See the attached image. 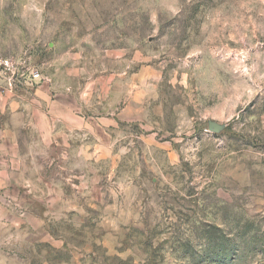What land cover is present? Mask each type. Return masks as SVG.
Masks as SVG:
<instances>
[{
  "label": "rangeland",
  "instance_id": "obj_1",
  "mask_svg": "<svg viewBox=\"0 0 264 264\" xmlns=\"http://www.w3.org/2000/svg\"><path fill=\"white\" fill-rule=\"evenodd\" d=\"M0 58V123L52 83L90 122L141 99V122L34 148L0 264H264V0H0Z\"/></svg>",
  "mask_w": 264,
  "mask_h": 264
},
{
  "label": "crops",
  "instance_id": "obj_2",
  "mask_svg": "<svg viewBox=\"0 0 264 264\" xmlns=\"http://www.w3.org/2000/svg\"><path fill=\"white\" fill-rule=\"evenodd\" d=\"M119 79L122 85L116 86L114 90L120 89L122 96L126 97L128 91L130 92V77L121 75ZM20 95V101L11 103L10 120L0 123V193L4 194L25 193V188L29 186L25 181L33 176L25 164L34 158V148L56 146L59 139H79L83 131L98 141L105 137L107 131L114 130L119 122H141L139 97L132 100L128 97L125 103L122 100L120 111H111L108 115L90 122V119L84 117L86 112L78 100L72 94L59 90L54 83L38 87L32 97L27 94ZM113 107L115 110L116 106ZM59 191L63 196V192ZM27 200L25 207L31 214L30 223L26 224L43 226L45 220L42 216L49 212L47 205H44L43 200L37 201L30 196ZM0 210L2 218L8 215L1 207ZM35 212L42 216H37Z\"/></svg>",
  "mask_w": 264,
  "mask_h": 264
},
{
  "label": "built area",
  "instance_id": "obj_3",
  "mask_svg": "<svg viewBox=\"0 0 264 264\" xmlns=\"http://www.w3.org/2000/svg\"><path fill=\"white\" fill-rule=\"evenodd\" d=\"M11 63L8 59L0 58V77L9 75L11 72ZM13 75V74H12ZM30 81H38L40 80V74L37 72H33L29 76Z\"/></svg>",
  "mask_w": 264,
  "mask_h": 264
},
{
  "label": "water",
  "instance_id": "obj_4",
  "mask_svg": "<svg viewBox=\"0 0 264 264\" xmlns=\"http://www.w3.org/2000/svg\"><path fill=\"white\" fill-rule=\"evenodd\" d=\"M222 129V126L215 122H208V130L213 133H218Z\"/></svg>",
  "mask_w": 264,
  "mask_h": 264
}]
</instances>
